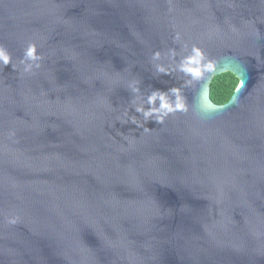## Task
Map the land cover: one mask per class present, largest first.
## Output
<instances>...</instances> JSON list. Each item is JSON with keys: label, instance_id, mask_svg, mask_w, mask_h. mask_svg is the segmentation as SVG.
<instances>
[{"label": "water", "instance_id": "water-1", "mask_svg": "<svg viewBox=\"0 0 264 264\" xmlns=\"http://www.w3.org/2000/svg\"><path fill=\"white\" fill-rule=\"evenodd\" d=\"M0 46V264H264V0H0ZM194 46L220 110L121 125Z\"/></svg>", "mask_w": 264, "mask_h": 264}, {"label": "clouds", "instance_id": "clouds-1", "mask_svg": "<svg viewBox=\"0 0 264 264\" xmlns=\"http://www.w3.org/2000/svg\"><path fill=\"white\" fill-rule=\"evenodd\" d=\"M170 58L177 60L175 68H170L161 62V52L153 53L152 61L155 71L165 75H171L172 71H177L183 76L182 83L179 86L169 88L167 91L152 89L146 93L142 89L140 81H130L128 88L132 93L131 106L125 109L122 117L118 118L121 125L131 123L137 128H142L144 132H148L151 130L146 127L149 121L162 125L169 116L178 112L185 114L192 112L194 116L206 119L220 110L223 101H217L212 97L209 93V84L205 82L206 76L217 72V61L210 59L202 49L195 46L189 54L178 59L177 52L171 50ZM40 59L41 56L37 54V46L35 43H30L19 63L23 65L24 72H30L33 67H39L37 62ZM0 65L3 67L11 65L12 69L15 70V65L12 64V56L3 46H0ZM185 89L192 90L191 101L185 94ZM15 222V217L9 219V223Z\"/></svg>", "mask_w": 264, "mask_h": 264}, {"label": "trees", "instance_id": "trees-1", "mask_svg": "<svg viewBox=\"0 0 264 264\" xmlns=\"http://www.w3.org/2000/svg\"><path fill=\"white\" fill-rule=\"evenodd\" d=\"M239 83V78L226 71L215 75L210 83V94L217 101L227 102Z\"/></svg>", "mask_w": 264, "mask_h": 264}]
</instances>
